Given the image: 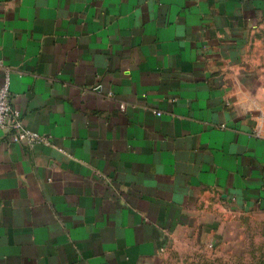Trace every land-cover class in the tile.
I'll list each match as a JSON object with an SVG mask.
<instances>
[{"label":"crops","instance_id":"1","mask_svg":"<svg viewBox=\"0 0 264 264\" xmlns=\"http://www.w3.org/2000/svg\"><path fill=\"white\" fill-rule=\"evenodd\" d=\"M7 75L45 142L0 127V264H190L264 236V0H0Z\"/></svg>","mask_w":264,"mask_h":264},{"label":"rangeland","instance_id":"2","mask_svg":"<svg viewBox=\"0 0 264 264\" xmlns=\"http://www.w3.org/2000/svg\"><path fill=\"white\" fill-rule=\"evenodd\" d=\"M250 239L244 247L235 245L215 255L204 254L190 264H264V236L253 235Z\"/></svg>","mask_w":264,"mask_h":264},{"label":"built area","instance_id":"3","mask_svg":"<svg viewBox=\"0 0 264 264\" xmlns=\"http://www.w3.org/2000/svg\"><path fill=\"white\" fill-rule=\"evenodd\" d=\"M9 76H5L0 85V127L11 128L14 131L15 141H26L28 144H41L45 138L35 132L27 130L20 125L18 112L14 111L9 98ZM157 114H159L157 112Z\"/></svg>","mask_w":264,"mask_h":264}]
</instances>
